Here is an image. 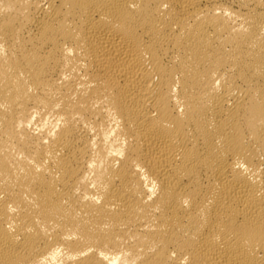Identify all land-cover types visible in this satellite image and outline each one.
<instances>
[{
	"label": "bare ground",
	"instance_id": "1",
	"mask_svg": "<svg viewBox=\"0 0 264 264\" xmlns=\"http://www.w3.org/2000/svg\"><path fill=\"white\" fill-rule=\"evenodd\" d=\"M0 264H264V0H0Z\"/></svg>",
	"mask_w": 264,
	"mask_h": 264
}]
</instances>
